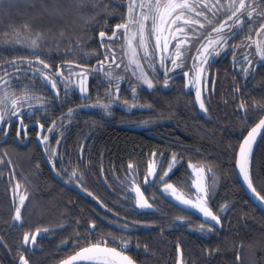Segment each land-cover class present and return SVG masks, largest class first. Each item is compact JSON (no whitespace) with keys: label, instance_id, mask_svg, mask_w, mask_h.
<instances>
[{"label":"snow or ice","instance_id":"1","mask_svg":"<svg viewBox=\"0 0 264 264\" xmlns=\"http://www.w3.org/2000/svg\"><path fill=\"white\" fill-rule=\"evenodd\" d=\"M36 8L49 13V15H64L69 12H75L81 17L84 27L91 28L100 21L98 17L104 15V23H108V16L114 15L118 9L111 7L105 0H66V5H60L58 0H28ZM13 7L19 8V3H12L9 0H0V8H3V15ZM120 22L111 27L110 34L106 30H101L100 47L104 49L103 53H97L103 57V60L97 61L94 65L87 63L81 65L78 79H73L72 75H65L61 68L63 63L57 65L55 71H50L51 61H46L43 56V49L46 43H49L48 51H52L50 40L55 42V50L60 51L64 45L65 32L60 30L57 36L49 30L46 33L43 29H34L29 23L16 27L9 25L8 30L0 36V43L23 45L29 52L27 55L13 57L10 64L14 69L11 76L4 73L0 76V133L5 136L9 132L8 125L16 123V134L19 137L23 130V135L27 136L29 124L25 123L26 118L37 116L34 125L40 129L45 128L42 119L47 120V111L52 109L53 113L57 108H62L65 103H71L70 90L75 86L78 88L81 104L75 107L67 108L66 112H61L60 117L53 119L47 125L48 133L37 131L36 136L40 142L45 145V151L49 154V162L57 175L65 178L66 183H75L82 187L88 195L92 192L85 186L84 173L78 167H73L69 172L67 169L57 170L56 163L52 157L56 155V150L51 149L47 142L49 137L57 130V125L69 123L66 117H71L75 111L83 108H99L104 113H109L115 103H122L126 107H137L139 105L138 96L142 89L155 90L161 81L168 86L178 73L175 71L181 69L184 76L185 87H195V101L199 108L205 113L209 111L207 98L202 95L207 90L209 80L208 70L216 63L222 55L226 56L230 51L232 53V65L234 69H240L241 75L247 77L256 68L257 62L264 67V0H127L126 13L121 12ZM221 17H223L221 19ZM247 17V19H245ZM259 27H255L256 24ZM249 33L238 43L230 44L244 30ZM255 31L259 37L253 41L255 52H251V45L245 47V42L251 40V33ZM205 33H207L205 35ZM105 38L107 40L105 41ZM82 40H78L74 45L69 41V45L64 46V54L71 55L73 59L65 61L68 65L76 63L80 57L75 54V49L81 47ZM170 45L174 47L170 48ZM243 48V54L237 49ZM90 56V53H85ZM27 65V67H23ZM186 69V70H185ZM31 72L32 78H38L40 85L26 84L19 90V94L12 87V80L19 77L21 73ZM97 75V95L91 98L90 75ZM58 74V75H57ZM122 81H126L130 88V98L125 96L121 99ZM215 81L213 80V83ZM63 85V95L61 98L60 85ZM48 85L55 90V95L47 94L44 96L36 95L32 88L40 87L47 92ZM104 86L103 93L99 92L101 86ZM127 91V90H125ZM239 86L235 92H240ZM235 92L233 96L235 97ZM72 94H75L74 92ZM59 101L58 104L54 102ZM38 104L39 109H34V104ZM88 102V103H85ZM235 102V100L233 101ZM142 106V105H139ZM253 114H248L249 105L241 99L237 104L238 109L245 111L246 116L243 121L254 119L255 114L264 113V98L259 101H252ZM24 109H27L25 113ZM44 111L46 115L40 117L38 111ZM264 140V114L259 115L258 122L248 129L247 135L239 143V150L235 153V166L239 169V176L242 177L243 184L253 194L259 204L264 207V187L258 190L254 183L251 172V160L254 155V143L257 136ZM63 137V132L57 137V143ZM165 153L154 151L144 173L145 189L142 190L140 183L136 182L137 170L132 163L129 164V172L132 175L128 178L132 181L129 185L132 192L135 193V206L141 209H153L157 204V195L161 198L170 196L178 202L182 212H192L193 210L202 214L204 220L199 226L200 231L216 232L217 225L223 226L220 209L227 206V202L221 204L219 209L213 210L210 202L216 192L217 180L215 175L209 179L206 173H212L213 168L206 164H194L189 160L187 167L192 170L191 174H185L181 181L172 182L169 180L171 172L175 171L176 166L182 162L183 156L177 151H173L171 158L164 167ZM103 171V169H101ZM194 176L189 184V177ZM101 180V183H104ZM122 185L127 181H122ZM159 185L162 193L155 192V186ZM153 188L152 196H146L145 191ZM127 188L124 189L125 198L131 196ZM97 200L105 208L108 205L97 196ZM151 201V202H150ZM24 203V197H20V204ZM111 212L112 209L108 208ZM246 215V214H245ZM119 216V213H117ZM12 219L22 221V213L19 205H15ZM177 221H184L191 226V219L186 215H177ZM115 223V221H113ZM214 222V223H213ZM92 225L89 228L88 235L84 237V246H80V235H77L73 241L78 249L73 255L61 260L60 264H85V262H100V264H137V261L128 254L126 248L110 247L109 242L101 238L93 242L91 233L95 231L97 221L89 220ZM140 223H144L141 221ZM150 223H156L151 221ZM172 224H169L171 227ZM131 227L129 224H122L121 229L127 230ZM41 229L37 228L35 232L25 231L22 236L23 245H27L29 240L36 241L37 233ZM163 231V229H161ZM104 234H101L103 237ZM113 239L119 240L121 245H127L128 240L123 237H117L113 234ZM7 247V243H4ZM240 246L237 247L235 258L237 264H243L241 260ZM147 248V245H145ZM11 250V249H9ZM218 248L208 247L205 251L210 255L218 251ZM176 251L178 253L176 264H184L181 257V245L177 243ZM20 264H30L26 255L19 254ZM259 264V262H257Z\"/></svg>","mask_w":264,"mask_h":264},{"label":"trees","instance_id":"2","mask_svg":"<svg viewBox=\"0 0 264 264\" xmlns=\"http://www.w3.org/2000/svg\"><path fill=\"white\" fill-rule=\"evenodd\" d=\"M12 3H19V8L13 7L7 15L0 18V36H3L4 32L8 30L9 25L19 27L26 22L31 24L34 29H43L46 33L51 30V33L57 36L61 29L64 30V45L59 52L55 50L54 41L50 40L52 48L50 53L48 51L49 43L44 45L42 58L51 61L50 71H55L56 66L61 63H63V67H67L68 64L65 61L73 59L71 55L64 54V46H71L69 41L72 42V45L78 40L83 41L81 47L75 49V54L80 58L77 59L74 65L80 68L85 63L92 65L95 61L92 58L98 56L97 53H100V49H102L98 42L99 32L103 29L110 34L111 27L120 22L121 12L126 13L127 11V0H105V3L118 9V11L114 15L108 16V23H104L105 17L101 14L98 17L100 21L98 24L86 28L81 17L75 12L64 15H49V13L40 10L39 5L33 8L28 0L13 1ZM58 3L62 6L66 5V0H58ZM2 13L3 8H0V14ZM237 40L238 38L235 37L234 40L230 41V44ZM28 52L29 49L23 45L0 43V76H3L4 73L11 76L14 72L10 64L4 62H10L13 57L27 55ZM85 53L91 55L88 56ZM230 59H232V53L226 56L222 55L213 64L217 84L215 85L214 94H211L213 77H210L209 74L210 85L207 84L205 95L207 98L206 106L209 107L207 113L199 111L193 95L191 92L187 93L182 84L172 88L170 92L166 91L168 88H164L165 90H162L161 87L155 90L143 88L138 96L139 105L142 106L138 105L136 107L135 119H130L127 115L126 118L117 117L115 121H105V123L93 127L91 124L86 125L84 123H80L77 127V129H96L95 132L87 135L85 140L87 146H94L92 153H89V158H93L94 166L91 169L78 167L83 171L84 177L92 174L97 176L101 173L103 180L105 177H107L106 180H130L128 178L132 173L129 172L124 162L127 161L128 163L131 158H134L135 160L129 162L133 161L132 165L138 173L136 182L140 183L142 190H144V173L154 151L165 153L164 167L167 166V161L171 158L173 151L182 154V162L169 175V180L174 183L181 181L185 174L192 173V170L187 167L189 160L194 164H206L213 168L212 173H206L209 179L214 174L217 180L216 192L210 206L213 207L214 211L219 209V206L225 202H227V206L220 209L223 226L218 228L219 235L216 232H211L207 233L206 237L214 244V248L219 249L217 254L221 255L222 261L207 263L205 260L204 263V249L200 250V247L194 250L191 249L200 242L198 226L201 221L192 214L182 212L157 195V204L152 211L137 207V217L140 221L136 225V244L132 242L133 239L129 234H123L106 227L102 232L104 234L103 239L109 242L110 247L126 248L128 254L137 261V264H176L178 256L177 243L182 246L181 257L190 252V258L195 257L198 264H237L235 253L237 247L240 246V241H243V246L240 247L243 264H246V260L248 264L249 262L250 264H257V262L264 264V214L247 199L235 175V153L238 150L239 143L242 141L243 136L247 134L248 129L258 122L259 115L264 114H255L254 119L243 121L242 118L246 116V113L244 110L237 108V104L243 99L249 105L248 114H253L252 101L262 99L260 93H258V84L256 83L259 71L253 79V85L244 90L243 86L246 80L252 78L253 73L251 72L247 77H243L241 70L238 71V69L233 68ZM23 67H27V65ZM40 83L38 78H32L29 71L26 74L21 73L19 77L13 79L12 87L19 94V90L26 84L40 85ZM237 86L240 87V92H235ZM32 91L39 96L55 95V90H52L50 85H48L47 92L40 87L32 88ZM234 92L235 97L233 96ZM234 100L235 102H233ZM58 103L59 101L54 102V104ZM33 104L34 109H39L38 104H35V102ZM24 110L28 111L27 109ZM55 112L65 111L63 108H57ZM54 113L51 108L48 109V119L42 120L46 123V126L54 119L51 117V114ZM37 114L40 117L46 115L42 110L38 111ZM57 127H61V125H57ZM65 128H68V126H65ZM123 128L134 130L135 133L123 130ZM77 135L82 136L81 133H76ZM77 143L80 144L81 141L72 142L73 146ZM254 149L255 152L250 167L254 183L260 190L261 187H264V140L259 138ZM76 151L74 152L77 154L78 151ZM20 152L27 155L25 160L29 155H33L31 149H20L14 143L9 145L7 171L10 183H8L4 192L7 197L2 200L0 207L7 211L6 224L11 227L8 231L0 233V264H19V254L21 252L26 255L30 264H58L78 249L72 247L57 248L42 244L40 252H31L29 249L30 240L27 245H23V233L25 231L35 232L38 228L39 208L47 207L46 209H48L51 202L47 197L45 200H41L40 198L44 199V197L39 198L33 193L34 191H28L24 195H22V192L19 194L21 181L18 182V180L21 175L18 170L22 171V168H24L19 163ZM100 159L103 161L102 167H98ZM31 162L32 159L28 158L24 165L28 166ZM16 163H19V166H16ZM29 174L31 176L39 175L35 174L33 170L29 171ZM42 175L49 176V173L43 169ZM192 178L194 176L190 175L189 184ZM153 191V188H148L145 195L150 197ZM155 192H162L159 185L155 186ZM21 196L24 197L23 204H20ZM105 203L108 208L112 209V213L121 214L123 212L119 205L113 206L107 200H105ZM19 204L24 207L22 213L23 223L15 225L12 220V213L15 205ZM108 208L101 207L105 215H110ZM76 209L80 210L79 208ZM177 215L189 216L191 226L187 222L177 221L175 219ZM49 221L50 213L48 212L43 215V219L39 222L42 223V234L45 236L50 235ZM141 221L144 223H140ZM151 221H156V223H150ZM169 224H172V226L169 227ZM150 231L155 232L149 234ZM113 234L117 237H123L129 243L121 245L119 240L113 239ZM231 234L232 236H230ZM226 240L231 241L227 255L224 248ZM5 242L8 245L7 247L4 246ZM145 245H147V248ZM80 246L83 247L84 245Z\"/></svg>","mask_w":264,"mask_h":264},{"label":"flooded vegetation","instance_id":"3","mask_svg":"<svg viewBox=\"0 0 264 264\" xmlns=\"http://www.w3.org/2000/svg\"><path fill=\"white\" fill-rule=\"evenodd\" d=\"M245 19H247V17H245ZM255 27H259V24L257 23ZM248 35L249 33L245 29L243 32H241L239 35L236 36L238 40L234 41L233 43L240 42L243 37H246ZM250 35L252 39L246 41L244 46L247 47L248 45H251L250 51L254 53L255 44L253 43V41L261 37H259L255 31H253ZM106 40L107 39H105V41ZM98 42L100 46V41ZM169 47L172 48L174 47V45H170ZM103 51H104L103 48L100 49V53H103ZM237 51H240V53L243 54L244 49L239 48L237 49ZM227 54L229 55L231 54V52L229 51ZM92 59L95 60L94 63L92 64L94 65L97 63V61L103 60V57L101 55H98ZM230 62L232 64V59H230ZM213 69L214 68L212 65L207 73L208 76L210 74V77H213V80L215 81L211 86V94H214L215 85L217 84V80L215 78L216 75ZM80 70L81 68L75 66L74 64L61 68V71L65 75L73 74L72 78L74 80L78 79V74ZM239 70L240 69H238V71ZM175 71L178 73V75L175 79L171 81V83L168 86L163 85L162 72H161V81L156 86L155 89L161 87L162 90H165L164 88H168L166 89V91L170 92L172 88L182 84L184 90L187 93L191 92L195 101V87L190 86L186 88L184 85L183 71L181 69H177ZM258 71L259 74L257 75ZM252 73H253L252 78H248L246 80L243 89L245 90L246 88H248V86L253 85L252 84L253 79L257 75L256 83L258 84V90H259L258 93H260L261 98H264V67H261L259 62H257L256 68ZM97 75L98 74L95 73L90 75V84L92 85V87L90 88V94L92 99H94L97 95V88H96V84L98 82ZM210 77L208 80L209 85H210ZM121 84H122L121 99H123L125 96H128L130 98V88L128 83L126 81H122ZM103 91H104V86L102 85L99 89V92L103 93ZM60 92H62L61 93V98H62L63 95L62 84L60 85ZM73 92L75 94H72ZM69 95H70L71 103H65L64 106L62 107L65 112L67 111V108L75 107V105L82 103L81 100L79 99L78 88H76L75 86L70 90ZM202 95L205 97L206 91H204ZM135 112H136V107L129 108L124 106L122 103L118 102L112 105L110 112L107 114L104 113L99 108L83 107L75 111L71 117H66V119L69 120V123L61 125V127H57V130L50 135L49 142H47L51 149L56 150V155L52 157V160L54 163H56L57 170L67 169L70 172L72 167L74 166L81 168H90V169L92 168V166H94L93 158L92 159L89 158L90 155L89 153H92L94 146L93 145L87 146L85 140L87 138V135H89L92 132H95L96 129H88V128L77 129L80 123H84L86 125L91 124V126L93 127L94 125L103 124L105 123V121H115L117 120L116 119L117 117L126 118L127 115H129L130 119H135ZM25 113L27 112L25 111ZM37 115L40 116L39 114ZM51 115L52 118L57 120L60 117L59 112H55L54 114ZM36 118L37 116H31L30 118L25 119V123L29 124V127L26 129L28 132L27 136L23 135V130L21 132V135L19 137L17 136L16 123L18 122H14L13 124L8 125L10 130L6 136L3 133H0V206L2 205V200L7 197V194L4 192L7 188L8 183H10L8 177V171H7L8 168L7 153L9 151V145L10 144L12 145L13 143L16 146H18L20 149H25V150L31 149L33 154L31 156L29 155L28 157L32 159L31 164L25 166L24 165L25 161L28 159L27 158L25 160L27 155L20 152L19 163L22 167L24 166V168H22V171L18 170L19 174L21 175V177L18 180V182L21 181L20 184L21 188H19V194L22 192V195H24L28 191L31 192L34 191L33 193H35V195H37L39 198L44 197V199L40 198L41 200H45V198L47 197L51 202L48 209L40 207L37 216L38 228L41 229L42 223L39 222L43 219V215H45L48 212L50 213V221H49L50 225L48 224L50 235L45 236L44 234H42V229H41V231L36 234L37 238L35 241V246L33 248L31 247L32 241L30 240L29 242L30 251L40 252L42 244H48L49 246H53L57 248L72 247L74 249L76 247L73 245V241L76 240L78 234L80 235V245H84L83 239L85 236L88 235L87 230L92 227V225H90L88 221L92 219H95L98 225L95 231L91 233V239L93 240V242L99 240L100 238H104L101 236V234L104 231V228L106 227L108 229H114L123 234H129V236L133 239L132 242L136 244V235H137L136 225L140 221V219L137 217L138 209L135 206V193L132 192L131 188H129V185L132 183V181L105 180L104 183H101V180H103L101 177V173H99L97 176L94 174L90 176H85L84 177L85 186L89 189L90 192L93 193V195L91 196L88 195V193L84 192L83 188L77 186L75 183H71V184L66 183L65 178H63L60 175H57V171L53 170L52 164L49 162V154L48 152L45 151V145L42 144L40 142V138L36 136L37 131H43L45 134L48 133V127L46 125L44 129H40L38 126L34 125V121L36 120ZM42 122L45 123L44 121ZM65 126H68V128H65ZM123 130H128L131 133H135L134 130L131 129L123 128ZM61 132H63V137L60 139V142L57 143V137L60 136ZM76 133L77 134L81 133L82 136H78V135L76 136ZM78 141H81V143L80 144L77 143V145L73 146L72 142H78ZM74 151H76L77 154ZM131 160H135V159L131 158L129 161ZM129 161L128 163L127 161L124 162V165H126L128 169L130 164ZM19 163H16V166H19L18 165ZM131 163H133V161ZM102 166H103V161L102 159H100L98 167H102ZM29 167L33 169H30ZM43 169H45L49 173V176L42 175ZM31 170H33L35 174L37 173L39 175L31 176L29 174V171ZM122 181H127V183H124L122 185L121 183ZM15 182L17 181L15 180ZM143 186H145L144 181H143ZM125 188H127L129 192H132L131 196L127 197V199L125 198L124 195ZM97 196H99L104 203L105 200H107L109 204L113 206L119 205V207H121L123 212L121 214L119 213V216H117V213H112V212H109L110 215H105L104 211L101 209V207L104 206L100 202V200L96 199ZM162 199L166 201L165 198ZM19 206L21 208V213H23L24 207L20 204ZM76 208H79L80 210ZM144 210L152 211V209H144ZM6 214L7 211H4L0 207V233L8 231L11 227L8 224H6ZM13 214L14 211L12 213V216ZM198 219L201 221V223L203 222L200 218ZM22 221L13 220V223L15 225H20L23 223ZM113 221H115V223ZM125 223L131 225V227L127 230H122L121 225ZM220 227L221 226H218L216 228L218 229ZM152 232L155 231H150L149 234H152ZM207 233H211V232L200 231V242L194 245V247H191V249L194 250L195 248L198 247H200V250L204 249L203 251V253L205 254L204 263L205 260L207 261V263L221 262L223 258L221 257L220 254H217V251L213 252L211 255H209L205 251V249L208 247L214 248V244L211 241H209L208 238L206 237ZM230 242H231L230 240H226L224 242L226 255L227 253H229ZM189 255L190 252L189 254L182 256L184 264H198L197 259L195 257L192 259L190 258ZM225 260L227 261V258Z\"/></svg>","mask_w":264,"mask_h":264},{"label":"water","instance_id":"4","mask_svg":"<svg viewBox=\"0 0 264 264\" xmlns=\"http://www.w3.org/2000/svg\"><path fill=\"white\" fill-rule=\"evenodd\" d=\"M105 39H107V38H105ZM99 41H101V37H99ZM186 88H188V87H186ZM195 104H196L197 108L199 109V111L203 113L204 111L201 110V109L199 108V104L196 103V101H195ZM246 135H247V134H246ZM259 138H260V135L258 134V136H257V141H258ZM242 140H243V139H242ZM257 141L254 143V147H255ZM238 150H239V147H238ZM238 150H237V152H238ZM235 175H236L237 181H238L239 185L241 186V188H242L244 194L246 195L247 199L250 201V203H251L255 208H257L262 214H264V207H262V206L259 204V202L255 199V197L253 196V194L247 189L246 185L243 184L242 177L239 176V169H238V167H236V166H235ZM144 185H145V181H144ZM165 200H166L168 203L172 204L173 206H175V207L181 209V208L178 206V202L175 201V200H174L173 198H171L170 196H168L167 198H165ZM188 213H191V214L197 216V217L200 218L202 221L204 220L202 214H200L199 212H197V211H195V210H193L192 212H188ZM213 223H214V222H213ZM218 226H219V225H217L216 227H218ZM34 246H35V242H34V243L32 242L31 247L33 248ZM73 254H74V253H73ZM73 254H72V255H73ZM70 256H71V255H70ZM99 263H100V262H95V261H93V262H85V264H99ZM58 264H60V263H58ZM73 264H79V262H73Z\"/></svg>","mask_w":264,"mask_h":264},{"label":"rangeland","instance_id":"5","mask_svg":"<svg viewBox=\"0 0 264 264\" xmlns=\"http://www.w3.org/2000/svg\"><path fill=\"white\" fill-rule=\"evenodd\" d=\"M13 1H19V0H11V2H13ZM9 2V0H5V3H8ZM223 17H221V19H222ZM207 33H205V35H206ZM145 89H147L146 88V86L144 87ZM230 236H232V234L230 235ZM248 261H249V258H248ZM246 264H248V262H247V260H246ZM249 264H250V262H249Z\"/></svg>","mask_w":264,"mask_h":264},{"label":"bare ground","instance_id":"6","mask_svg":"<svg viewBox=\"0 0 264 264\" xmlns=\"http://www.w3.org/2000/svg\"><path fill=\"white\" fill-rule=\"evenodd\" d=\"M199 128V127H198ZM225 132V131H224ZM218 134V133H217ZM224 134V133H223ZM230 134H231V132H230ZM233 134V133H232ZM232 136V135H231ZM218 139V138H217ZM217 141V140H216ZM186 145V144H185ZM201 145V144H200ZM183 147V146H182ZM179 148H181V147H179ZM190 148V147H189ZM182 149V148H181ZM180 149V150H181ZM161 150V149H160ZM174 150V149H173ZM196 151V150H195ZM94 153V152H93ZM201 155H202V153H201ZM50 189V188H49ZM47 208V207H46ZM76 215V214H75ZM63 228V227H62ZM240 239V238H239ZM208 244V243H207ZM74 245V244H73ZM182 247V246H181ZM186 250V249H185ZM188 252H189V250H188ZM100 264V263H99Z\"/></svg>","mask_w":264,"mask_h":264}]
</instances>
